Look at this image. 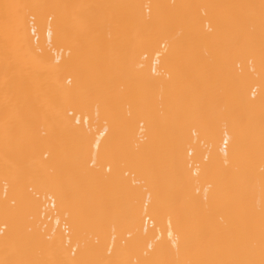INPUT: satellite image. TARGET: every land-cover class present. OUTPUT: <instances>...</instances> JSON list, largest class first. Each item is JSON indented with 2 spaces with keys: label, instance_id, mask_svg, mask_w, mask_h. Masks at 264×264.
<instances>
[{
  "label": "bare ground",
  "instance_id": "bare-ground-1",
  "mask_svg": "<svg viewBox=\"0 0 264 264\" xmlns=\"http://www.w3.org/2000/svg\"><path fill=\"white\" fill-rule=\"evenodd\" d=\"M0 264H264V0H0Z\"/></svg>",
  "mask_w": 264,
  "mask_h": 264
}]
</instances>
